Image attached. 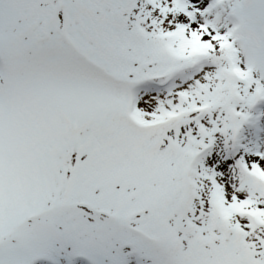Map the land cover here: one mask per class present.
I'll return each mask as SVG.
<instances>
[{
	"label": "snow or ice",
	"instance_id": "obj_1",
	"mask_svg": "<svg viewBox=\"0 0 264 264\" xmlns=\"http://www.w3.org/2000/svg\"><path fill=\"white\" fill-rule=\"evenodd\" d=\"M0 264H264V0H0Z\"/></svg>",
	"mask_w": 264,
	"mask_h": 264
}]
</instances>
